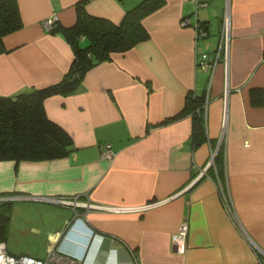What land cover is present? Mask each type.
<instances>
[{
	"label": "crops",
	"instance_id": "1",
	"mask_svg": "<svg viewBox=\"0 0 264 264\" xmlns=\"http://www.w3.org/2000/svg\"><path fill=\"white\" fill-rule=\"evenodd\" d=\"M15 1L21 28L3 38L0 55V96L9 97L63 78L71 49L41 22L55 15L71 26L81 0ZM140 1L86 0L83 7L117 24ZM204 1L194 14L190 0H164L142 20L145 40L43 102L72 145L52 161L0 162V195L19 193L0 201L37 202L14 205L10 215L13 238L37 245L18 256L42 259L54 250L80 264H264V0ZM225 12L227 64L216 66L208 85L195 58L214 51ZM196 20L205 39L194 38ZM189 93L206 101L204 141L195 147L191 117L180 114ZM106 146L110 158L101 155ZM215 151L218 164L215 156L210 163ZM40 198L75 199L82 208ZM183 221L185 250L176 253L170 237Z\"/></svg>",
	"mask_w": 264,
	"mask_h": 264
},
{
	"label": "trees",
	"instance_id": "2",
	"mask_svg": "<svg viewBox=\"0 0 264 264\" xmlns=\"http://www.w3.org/2000/svg\"><path fill=\"white\" fill-rule=\"evenodd\" d=\"M85 1L81 0L74 5L75 19L71 26L61 27L56 23L45 31L48 34H61L71 49V61L63 78L46 87L33 88L10 97L0 96V162H41L65 157L71 150L72 141L59 125L45 116L43 102L49 97L70 93L87 70L110 60L114 54L129 51L145 40L148 35L142 20L164 3V0H141L126 10L121 20L114 24L105 18L86 13L83 7ZM201 24L206 32L204 23ZM20 28L16 1L0 0V55L5 53L3 38ZM204 101V94L196 96L189 93L180 112H187L191 117L193 147L204 141ZM169 120L171 118L165 122ZM220 155L221 153L217 152L214 157L217 164L221 161ZM13 195L19 193L1 194L0 198ZM12 203L11 200L0 201V243L3 244L8 231Z\"/></svg>",
	"mask_w": 264,
	"mask_h": 264
},
{
	"label": "built area",
	"instance_id": "3",
	"mask_svg": "<svg viewBox=\"0 0 264 264\" xmlns=\"http://www.w3.org/2000/svg\"><path fill=\"white\" fill-rule=\"evenodd\" d=\"M193 5V13L196 14L199 10L206 9V2L204 0H190ZM57 22V17L55 15H51L47 19H44L41 22V27L44 31H47L51 27H53ZM187 23V20L182 21V24ZM194 38L197 39H205L207 33L205 32L202 24L197 22L194 23ZM228 28H229V21L227 12H225L224 16L220 22V32L218 35V40L216 43V47L214 51L210 54H203L198 55L195 58V66L196 69L207 72L208 73V85L210 84L212 74L216 68V66L221 63L224 66L227 64V57H228ZM224 129L222 130L223 133ZM221 133V135H222ZM101 155L106 158H110L111 151L109 146L104 147L101 152ZM213 160V154H210V163ZM210 165V164H209ZM219 195L221 199L222 206L228 216L232 219L234 224L238 227V222L234 215L232 205L229 199V195L224 194L222 188L219 187ZM4 200H9L7 198H3ZM52 203H61L63 204V200H53L51 199ZM66 201H75L73 200H66ZM64 202L68 204L69 202ZM76 202V201H75ZM187 223L183 221L177 227L176 231L170 237V244L173 250L176 253H183L185 250L186 244V237H187ZM0 264H80L77 259H74L68 255L60 253L58 251L49 250L46 255L42 259H35L25 255L13 256L9 254L5 248L3 243H0Z\"/></svg>",
	"mask_w": 264,
	"mask_h": 264
},
{
	"label": "rangeland",
	"instance_id": "4",
	"mask_svg": "<svg viewBox=\"0 0 264 264\" xmlns=\"http://www.w3.org/2000/svg\"><path fill=\"white\" fill-rule=\"evenodd\" d=\"M228 21H229V18H228ZM224 129V128H223ZM222 129V130H223ZM19 195H13V196H8V197H18ZM50 199H53V200H55V201H57V200H60V201H62L63 199H60V198H50ZM66 201V200H65ZM15 202H21V201H17V200H15L14 199V201H13V203H12V205H11V209H10V215H14V209H15V206L14 205H16V207H21V206H23V205H26V206H28V205H31V204H34V203H37V202H23V203H18V204H16ZM66 202H69V201H66ZM15 203V204H14ZM63 204H66L65 202H64V200H63ZM69 204H71V205H74V204H78L77 202H75V201H71V202H69ZM73 210V209H72ZM12 220H13V218H12ZM11 223H12V221H11ZM179 226V225H178ZM15 230H16V228H15V225H13L12 224V230H8V232L10 233H7L6 234V237H5V243L4 244H6L5 245V247H6V250H7V252L10 254L11 253V255L12 254H15V255H13V256H18L16 253H14V252H22L23 250H25V249H27V248H31L32 247V249H31V251H30V253L31 252H35L36 250H37V245L36 244H28V243H21V242H19V241H17L15 238H13L14 237V234H12V231L15 233ZM188 230V229H187Z\"/></svg>",
	"mask_w": 264,
	"mask_h": 264
},
{
	"label": "water",
	"instance_id": "5",
	"mask_svg": "<svg viewBox=\"0 0 264 264\" xmlns=\"http://www.w3.org/2000/svg\"><path fill=\"white\" fill-rule=\"evenodd\" d=\"M216 155V151H215V153L213 154V157ZM208 167V166H207ZM199 178H201V177H199ZM192 184H194V183H192ZM24 198V197H23ZM30 200H32L31 199V197H28ZM37 200H39V201H42V202H51L52 203V201H51V199L50 198H40V199H37ZM54 204H56V205H61V206H65V207H68V208H71V209H73V211L76 209V208H82L81 207V205H78V204H74V205H71V204H61V203H58V202H56V203H54ZM83 208H92V207H89V205H85Z\"/></svg>",
	"mask_w": 264,
	"mask_h": 264
},
{
	"label": "bare ground",
	"instance_id": "6",
	"mask_svg": "<svg viewBox=\"0 0 264 264\" xmlns=\"http://www.w3.org/2000/svg\"><path fill=\"white\" fill-rule=\"evenodd\" d=\"M240 229V228H239Z\"/></svg>",
	"mask_w": 264,
	"mask_h": 264
}]
</instances>
